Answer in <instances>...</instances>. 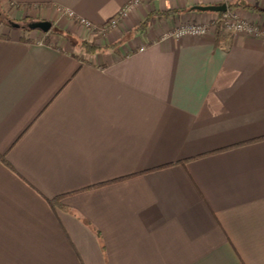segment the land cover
<instances>
[{"label": "crops", "instance_id": "obj_1", "mask_svg": "<svg viewBox=\"0 0 264 264\" xmlns=\"http://www.w3.org/2000/svg\"><path fill=\"white\" fill-rule=\"evenodd\" d=\"M127 1L0 7L77 37L66 10ZM236 1L264 31V0ZM218 3L145 1L93 54L0 23V264H264V37H158Z\"/></svg>", "mask_w": 264, "mask_h": 264}, {"label": "built area", "instance_id": "obj_2", "mask_svg": "<svg viewBox=\"0 0 264 264\" xmlns=\"http://www.w3.org/2000/svg\"><path fill=\"white\" fill-rule=\"evenodd\" d=\"M145 1L165 2L167 0H129L115 15L100 26L93 25L84 17L76 16L71 10H66L64 13L69 20H72V22H74L77 26L82 27V30L87 29L89 33H93V35L103 34L108 30L121 25L123 20ZM216 1L226 3V9L219 12V14L214 15L210 22L195 21L192 19L185 20L161 30L158 34L159 39H179L185 36L205 37L211 33V29L215 24H221V31L226 34H244L264 37V31H262L258 25L252 23L247 17L239 16L233 8L229 7L228 4L231 3L232 0ZM96 42L100 44L102 41L100 42V39H97ZM145 46V44H140L138 50L142 51Z\"/></svg>", "mask_w": 264, "mask_h": 264}, {"label": "trees", "instance_id": "obj_3", "mask_svg": "<svg viewBox=\"0 0 264 264\" xmlns=\"http://www.w3.org/2000/svg\"><path fill=\"white\" fill-rule=\"evenodd\" d=\"M236 4L238 5V1H236L235 3L234 2H231L228 5H229V7L232 8V7L236 6ZM239 6H241L243 8L255 9V10H259V11H262L263 10V9H261L259 7H256L254 5H251L249 3H240ZM169 13H170L169 10L161 12V14H169ZM217 14H219V12H217ZM136 30H142V25H140L136 29H133L132 31H136ZM214 32H215V36L217 38L220 37L221 32H222L221 31V24H216L214 26ZM49 33H51V34L52 33L53 34L56 33V34H59V35L63 36L69 42V44H71L72 46L76 47L80 52L82 51L85 54H93L95 52L101 51L102 49L106 48L107 46H111V45H115V44L117 45V44L122 43V41H123V38H122L119 41L117 40V41H115L112 44H109V43L103 44L104 43L103 41L100 44H98L96 42V40L98 38L89 39V40L88 39H84V38H78V37H74L68 31H64V30H60V29H56V28H52V27L50 28V30L48 32H41V35H42V38L41 39H42V41L47 42V43L49 42V40H48ZM105 33H103V34H105ZM49 202H52V200H50Z\"/></svg>", "mask_w": 264, "mask_h": 264}, {"label": "water", "instance_id": "obj_4", "mask_svg": "<svg viewBox=\"0 0 264 264\" xmlns=\"http://www.w3.org/2000/svg\"><path fill=\"white\" fill-rule=\"evenodd\" d=\"M195 10L200 11H214V12H221L226 9V3H218V4H207V5H196L192 7ZM12 27H22L31 30H38L40 32H48L52 26L51 21L40 19V20H30L25 22V24H19L15 21H10Z\"/></svg>", "mask_w": 264, "mask_h": 264}, {"label": "rangeland", "instance_id": "obj_5", "mask_svg": "<svg viewBox=\"0 0 264 264\" xmlns=\"http://www.w3.org/2000/svg\"><path fill=\"white\" fill-rule=\"evenodd\" d=\"M31 18L32 17H30V18H28L27 19V17H18V18H14V17H12L9 13H6V12H4V11H2V9H1V7H0V23H1V25H4V24H8L10 21H15V22H18V23H20V24H25V22H27V21H30L31 20ZM76 28V27H75ZM74 28L72 27V29H70V30H73ZM77 29V28H76ZM75 29V30H76ZM82 30V29H81ZM81 33H82V35H79V36H77V37H80V36H82L84 39L85 38H90V39H95V38H98V39H100V42L101 41H105V38L103 37V35L102 34H96V35H93V33H89V31L87 30V29H83L82 31H81ZM127 36H129V33H125V35L123 36V37H127ZM103 39V40H102ZM124 40V39H123ZM97 41V40H96ZM122 43H123V41H122ZM107 47H109V46H107ZM106 47V48H107ZM114 47H118V48H121V47H123V44H120V45H114Z\"/></svg>", "mask_w": 264, "mask_h": 264}, {"label": "flooded vegetation", "instance_id": "obj_6", "mask_svg": "<svg viewBox=\"0 0 264 264\" xmlns=\"http://www.w3.org/2000/svg\"><path fill=\"white\" fill-rule=\"evenodd\" d=\"M20 24V23H19ZM8 26H11L10 22L7 24ZM22 25V24H21ZM12 27V26H11Z\"/></svg>", "mask_w": 264, "mask_h": 264}]
</instances>
